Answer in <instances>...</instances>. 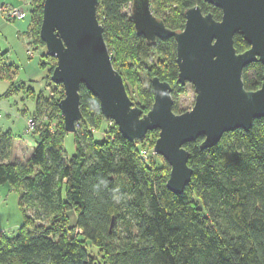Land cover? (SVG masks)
<instances>
[{
	"label": "trees",
	"instance_id": "obj_1",
	"mask_svg": "<svg viewBox=\"0 0 264 264\" xmlns=\"http://www.w3.org/2000/svg\"><path fill=\"white\" fill-rule=\"evenodd\" d=\"M31 1L26 35L30 44L43 48L39 66L48 85L56 58L46 53L39 35L43 0ZM162 2L149 0L150 8L173 30L183 28L184 11L194 5L221 17V10L205 0ZM131 3L98 0L97 17L112 64L124 84L122 68L135 71L143 113L152 105L153 91L150 82L143 84L142 70L150 80L157 76L170 84L172 110L179 113L175 99L184 87L177 81L175 40L147 41L138 34L124 12ZM233 45L237 52L249 47L239 33ZM3 54L1 78L12 89L20 81L11 78L15 68L3 63ZM263 73L264 62L245 66L244 87L259 88ZM32 81L21 83L35 102L29 117L35 122L30 156L22 162L8 160L13 134H0V184L7 182L19 191L24 217L16 234L0 232V264H264V118L254 119L248 131L223 133L212 147L201 148L202 138L185 144L193 172L183 192L174 194L166 186L170 169L162 172L146 161L137 145L140 140L124 138L115 123L111 138H95L93 129L105 117L98 98L83 84L82 117L73 132L75 153L67 156L63 142L68 132L61 121L51 125L55 113L62 116L60 99L36 93ZM87 241L101 261L88 252Z\"/></svg>",
	"mask_w": 264,
	"mask_h": 264
},
{
	"label": "water",
	"instance_id": "obj_2",
	"mask_svg": "<svg viewBox=\"0 0 264 264\" xmlns=\"http://www.w3.org/2000/svg\"><path fill=\"white\" fill-rule=\"evenodd\" d=\"M221 10V17L204 13L199 5L184 11L180 30L165 26L149 0H132L131 18L147 41L175 40L177 81L191 83L195 91L191 109L172 110L171 86L153 76V102L143 113L127 93L121 74L114 68L97 17L98 0H43L39 35L46 53L56 58L50 80L63 87L58 108L66 132H74L82 117L80 85L98 98L100 110L129 141L141 140L158 130L153 151L169 164L167 188L181 194L193 172L185 144L202 138L201 148L214 146L223 133L248 131L254 119L264 118V73L259 88L248 90L243 68L264 62V0H205ZM249 45L237 52L234 34Z\"/></svg>",
	"mask_w": 264,
	"mask_h": 264
},
{
	"label": "rangeland",
	"instance_id": "obj_3",
	"mask_svg": "<svg viewBox=\"0 0 264 264\" xmlns=\"http://www.w3.org/2000/svg\"><path fill=\"white\" fill-rule=\"evenodd\" d=\"M30 1V0H29ZM155 2L159 3L160 5L163 4V0H154ZM7 2L12 3L11 0H7ZM0 3L3 4L4 7H9L10 5H7L0 1ZM19 3V2H18ZM12 7V6H10ZM174 7V6H173ZM19 8V7H17ZM27 9V7H24ZM21 11L22 9L19 8ZM124 12H128L129 16L131 17V6L124 8ZM12 18H19L17 16L15 17H9ZM12 31L9 30H3L0 32V48L1 50L10 49V53L7 54L8 56L4 58V62L6 64H12L16 62V66H19V70L12 69L10 71L11 78L16 81H24L27 79L26 74L23 71V63L27 62V57L25 55L26 51V44L25 40L28 39L25 32H27L28 28H25L24 32H17L14 30V27H11ZM29 42V39H28ZM29 49H27L28 55H33L34 51L36 52L35 55H40L42 52L41 47H36L34 44L28 43ZM109 50V49H108ZM110 52V51H109ZM2 65V64H0ZM52 64L49 63L46 65L50 67ZM56 65V61L54 63V66ZM124 72H126V88L129 93L130 98L134 102L135 105L140 107V104L142 102L141 98V89L138 88V85L135 82V71L127 70V68H122ZM4 68L3 66H0V134L4 133L8 130H10L13 134L11 148H10V161H25L27 159V155L32 152L33 146L28 144L25 141V137H27L30 133H32V130H28V123L27 119L31 116V114L35 110V102L34 99H32L30 96L27 95V91L25 88H23L22 84H18V86L14 87L12 89H9V83L10 81L5 78H1V76L4 74ZM140 74L142 75V81L143 84L145 82H150V79L146 75L145 70L140 71ZM26 78V79H25ZM37 82L31 83L32 87L35 89L36 93L42 92L44 96H50L52 98H59L61 99L64 96V91L62 93V97L60 94V87L55 86L53 82L49 83L47 86L46 82L44 80H41V76L37 78ZM26 82V81H25ZM27 83V82H26ZM54 84V85H53ZM143 87L146 85H142ZM183 90L177 92L176 96V106L177 110L179 112H183L185 110L191 109L194 104L195 99V91L194 87L191 83H186L183 85ZM49 94V95H48ZM146 110V108H142ZM34 117V116H32ZM62 122L63 125V119L62 116L60 117L57 113L54 114V119L51 121L52 127L57 125L59 122ZM60 124V125H61ZM99 127H95L93 129L94 136L98 140H102L104 138H111L112 137V130L114 122L107 119H102L100 122ZM35 126V125H34ZM34 128V127H33ZM21 133V135H20ZM20 135V137H19ZM158 137V131H150L146 134V136L138 141L137 145L138 147L142 148L143 151H145L146 155V161L152 164V166L155 167H161V171H169L170 166L168 165L167 161L161 156L157 155L153 151L154 143L156 138ZM63 148L65 150V154L67 156H71L75 153V143H74V133L69 132L66 133L64 142H63ZM158 169V170H160ZM19 191L14 189L9 183H1L0 184V232L4 231L7 235L12 236L16 234V232L19 230L21 225L23 224V213L19 207ZM28 214H31L28 212ZM71 220L73 222V214L70 213ZM39 221H34V224L38 223ZM48 223L47 221L45 222ZM80 232V230H77ZM87 250L88 252L94 254L98 257V259L101 261L100 254H97V248L94 246H90L87 241Z\"/></svg>",
	"mask_w": 264,
	"mask_h": 264
},
{
	"label": "crops",
	"instance_id": "obj_4",
	"mask_svg": "<svg viewBox=\"0 0 264 264\" xmlns=\"http://www.w3.org/2000/svg\"><path fill=\"white\" fill-rule=\"evenodd\" d=\"M1 2L13 6V7H19L22 9V12L24 13V15L22 17L19 18H12L10 19L8 16L5 15L4 12H0V32H2L3 30H9L10 32L12 31L11 27H14V30H16L17 32H24L25 28H29L30 25V20H31V14H30V9L32 7V1L30 0H11L12 3L7 2V0H0ZM19 2V3H18ZM24 7H27V9H25ZM26 33V32H25ZM25 44H26V51H25V55L27 57V62H24L23 64V71L27 76V79L24 81H20V83L22 82H28L29 79H32L34 82H37V78L39 76H41L42 70L39 66V54L35 55V51L34 54L28 55L27 53V49L29 48L28 45V39L25 40ZM0 53H4L3 54V63L4 62V58L7 57L10 53V49H6V50H1L0 48ZM12 65L17 71L19 70V66H16V62L10 64ZM30 82V83H33ZM17 82V81H16ZM23 84V83H22ZM45 87H48L47 84L45 85ZM21 135V133H20ZM19 135V137H20ZM25 140H27L28 142H32L35 140V138L32 135H28L27 137H25ZM31 152L27 155V158L30 156Z\"/></svg>",
	"mask_w": 264,
	"mask_h": 264
},
{
	"label": "built area",
	"instance_id": "obj_5",
	"mask_svg": "<svg viewBox=\"0 0 264 264\" xmlns=\"http://www.w3.org/2000/svg\"><path fill=\"white\" fill-rule=\"evenodd\" d=\"M0 12H4L5 15L8 17H15V16L22 17L24 15V13L19 8L13 7V6L12 7H10V6L4 7L2 3H0ZM0 116H1V112H0ZM27 123H28V130L33 129L34 124H35L34 120L32 118H28ZM25 141L32 146L35 144L34 141H32V142H28L27 140H25ZM142 154L144 155V157H146L145 151L142 150Z\"/></svg>",
	"mask_w": 264,
	"mask_h": 264
}]
</instances>
